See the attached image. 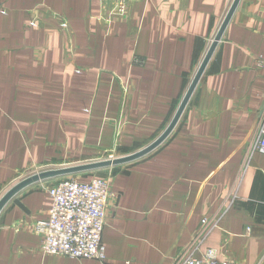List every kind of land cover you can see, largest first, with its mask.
I'll return each instance as SVG.
<instances>
[{"label":"crops","instance_id":"1","mask_svg":"<svg viewBox=\"0 0 264 264\" xmlns=\"http://www.w3.org/2000/svg\"><path fill=\"white\" fill-rule=\"evenodd\" d=\"M0 0V198L44 168L152 143L177 111L232 0ZM132 56L144 60L131 65ZM264 0H239L168 137L107 172L106 258L42 254L31 230L52 178L0 211V264H264ZM88 178L87 180H89ZM85 180V181H87ZM217 226L192 242L202 219Z\"/></svg>","mask_w":264,"mask_h":264},{"label":"built area","instance_id":"2","mask_svg":"<svg viewBox=\"0 0 264 264\" xmlns=\"http://www.w3.org/2000/svg\"><path fill=\"white\" fill-rule=\"evenodd\" d=\"M130 1L114 0L108 16H123ZM130 63L141 66L144 60L132 56ZM263 63L264 59H256V64ZM254 148L264 153V132ZM49 193L52 197V205L46 217L35 221L31 226V230L41 236L40 252L105 261V247L101 241L102 231L107 209L116 198V193L110 185V178L93 176L84 182L74 178L64 179L52 185ZM216 226V220L203 218L202 226L192 242H195L204 231ZM172 264L242 263L227 259L220 260L213 249H206L201 258H196L193 256L191 246H188L175 255Z\"/></svg>","mask_w":264,"mask_h":264},{"label":"water","instance_id":"3","mask_svg":"<svg viewBox=\"0 0 264 264\" xmlns=\"http://www.w3.org/2000/svg\"><path fill=\"white\" fill-rule=\"evenodd\" d=\"M239 0H232L230 7L218 29L216 32L206 54L204 55L198 69L195 72L194 77L192 78V81L190 85L188 86V89L177 109L175 112L172 120L170 123L167 125V127L164 129V131L149 145L144 147L143 149H140L136 152L121 156V157H116L112 159H104V160H97V161H90L87 163L83 164H76V165H69L66 167L62 168H53V169H45L42 171H39L37 173L31 174L27 177L22 178L19 180L17 183L12 185L0 198V211L1 209L6 205L8 201H10L12 198L15 197L16 194H18L22 189L25 187L32 185L34 183H37L42 180L50 179V178H55L67 174H73L77 172H82V171H91V170H97L100 168H108V167H113L121 164H125L131 161H134L136 159H139L149 152H151L153 149H155L158 145H160L171 133L173 128L175 127L176 123L178 122L192 92L194 91L210 57L212 56V53L218 43V41L221 38V35L223 33L224 28L226 27V24L228 23L233 11L235 10Z\"/></svg>","mask_w":264,"mask_h":264},{"label":"rangeland","instance_id":"4","mask_svg":"<svg viewBox=\"0 0 264 264\" xmlns=\"http://www.w3.org/2000/svg\"><path fill=\"white\" fill-rule=\"evenodd\" d=\"M127 154L128 153H124L123 151H117V150L116 151H105V152L100 153L99 155H94L93 157H90L89 159H86L85 161H80L77 164H83V163H87L90 161L112 159V158L121 157V156H124ZM71 165H76V164H71ZM121 165H123V164H121ZM66 166H69V165H64V166L61 165V166L50 167V168H46V169L62 168V167H66ZM109 169L110 168H100L97 170L82 171V172H77V173H73V174H67V175L55 177V178H52L55 181L52 185L56 184L60 180L69 179V178H74V179H77L78 181L84 182L85 180H87L88 178H91L93 176H95V177H108L107 172ZM39 171H42V169ZM39 171H37V172H39ZM37 172H34V173H37ZM34 173H32V174H34ZM29 175H31V174H29ZM29 175H27V176H29Z\"/></svg>","mask_w":264,"mask_h":264}]
</instances>
